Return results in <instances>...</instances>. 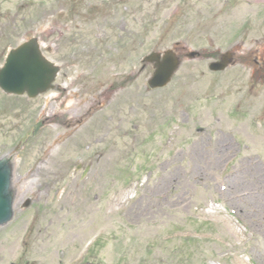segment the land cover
<instances>
[{"label":"rangeland","instance_id":"rangeland-1","mask_svg":"<svg viewBox=\"0 0 264 264\" xmlns=\"http://www.w3.org/2000/svg\"><path fill=\"white\" fill-rule=\"evenodd\" d=\"M38 1L0 0V25L12 30L0 34V62L36 32L44 12ZM42 1L52 15L55 2ZM259 1L112 2L117 21L108 23L107 43L91 39L101 51H88L90 42L72 35L70 43L59 41L58 57L72 61L59 93L33 102L0 92V154L20 151L23 190L18 219L0 228V264H264ZM249 16L252 27L242 32ZM121 29L122 38L112 36ZM52 33L50 19L44 21V48L56 60ZM179 44L201 57L183 54L173 82L148 89L153 70L139 75L143 57ZM231 51L233 67L210 72L211 62ZM222 137L234 149L195 174V148L211 153ZM250 161L263 173H236ZM164 177L170 185L158 191ZM237 182L238 191L230 188ZM30 196L33 204L23 210ZM140 207L144 213L135 218L131 211Z\"/></svg>","mask_w":264,"mask_h":264},{"label":"flooded vegetation","instance_id":"flooded-vegetation-1","mask_svg":"<svg viewBox=\"0 0 264 264\" xmlns=\"http://www.w3.org/2000/svg\"><path fill=\"white\" fill-rule=\"evenodd\" d=\"M55 2L56 8L53 9L52 15H47L45 12L46 4L42 1H38V11L44 10L43 13H38V20L36 32L28 33L31 36L30 39H35L42 49V52L45 57H47L55 67H58V73L53 82V91L54 93H59V86L61 84L62 78L65 74V70L69 67V64L72 61H66L64 59L59 58L58 56L62 57L61 49H60V40H64L67 43H70L71 40H68L69 35H72L74 38H77L76 41L78 42H90V46L88 47V51L90 52H97L101 51L99 48L96 49V45L93 44L91 39H94L95 42L102 43L103 41L108 40V23L114 22L116 23L117 19V10L110 9L108 10V5H111L112 2H115V5H120L122 0H52ZM250 1V0H247ZM263 1H259V5H263ZM183 9L184 5L182 6ZM260 9V7H259ZM185 13H182V17ZM52 16V17H51ZM49 17V18H47ZM42 18V20H40ZM6 20H8L5 17ZM51 22V26L53 28L52 37H54V42L52 44L51 50L53 51L54 55L56 56V60L51 58L48 54V51L44 48V36H43V22L49 20ZM264 19V14H263ZM5 23V25H0V34L2 37H8L11 35V27ZM122 32L117 34V32L113 33L112 36L115 38H122ZM29 35H25L28 37ZM85 37H89L90 40L85 39ZM26 41L29 40L28 38L25 39ZM264 43V38L263 42ZM49 50V48L47 49ZM5 55L2 57L0 64L4 60ZM261 70L264 71V55L261 54ZM67 77L68 74H65ZM105 95V93H104ZM57 100L59 97L54 96ZM102 100V98H100Z\"/></svg>","mask_w":264,"mask_h":264},{"label":"water","instance_id":"water-1","mask_svg":"<svg viewBox=\"0 0 264 264\" xmlns=\"http://www.w3.org/2000/svg\"><path fill=\"white\" fill-rule=\"evenodd\" d=\"M24 61L26 62L25 64ZM146 62L153 63L156 69L154 77L149 82L152 88H162L168 85L179 67V60L172 52H167L163 60H161L159 55L153 53L146 58ZM228 62L229 56H225L223 58V63H215L211 66V68L216 71H223L226 69ZM10 65L18 66L19 71L24 70V74L27 77L25 78V81H22V83H19V85L11 87L7 84V75H5L4 70L0 75L1 87L14 93L28 92L30 97H36L39 93L45 92L47 90L49 85L48 82L43 86V88H36L40 86L41 83L40 79L38 78L43 76L41 72L50 73V70L47 68V66L43 65L37 47L31 49L27 46H22L16 51H13L7 66ZM12 75H19V73L13 71ZM12 178L13 166L11 161L9 159H0V226L9 223L14 216L13 204L15 192L12 188ZM16 184L20 190V195H22L23 190L18 184L17 172ZM19 213L20 212L17 209V219L19 217Z\"/></svg>","mask_w":264,"mask_h":264},{"label":"bare ground","instance_id":"bare-ground-1","mask_svg":"<svg viewBox=\"0 0 264 264\" xmlns=\"http://www.w3.org/2000/svg\"><path fill=\"white\" fill-rule=\"evenodd\" d=\"M234 149V147L231 145V141L225 137H222L218 140L217 146L215 147L214 151L211 153L205 152V149H202L201 147H196L195 151L192 153V159L194 161H197L199 164L196 166V170L194 171L195 174H198L199 172H202L203 169L200 168V165L202 167H207V165H215L219 159L226 157L229 155V153ZM247 167V168H246ZM250 169V173L252 174L251 177L259 173H263L260 166H258L255 162H244L239 166V169H236V173L241 170H248ZM234 174V173H233ZM170 178L164 177L160 180L159 183L156 184V189L158 191L163 190L165 187L170 185ZM242 183L237 182L233 186H229L230 188L238 191ZM253 192V193H252ZM251 195L255 194L254 189H251ZM237 194V193H236ZM246 194V193H245ZM239 197H244L243 195H239ZM244 201H247L246 198H244ZM251 205V204H250ZM254 206V205H251ZM264 206V205H263ZM254 208V207H253ZM132 215H134L135 218H138L137 215L143 214V208L140 207L136 212H134V209L131 211ZM231 230L234 231V228H231ZM237 264H246L244 260H238Z\"/></svg>","mask_w":264,"mask_h":264}]
</instances>
